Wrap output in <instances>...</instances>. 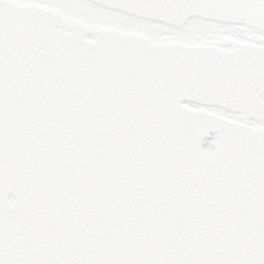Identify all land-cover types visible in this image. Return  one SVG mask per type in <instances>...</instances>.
I'll list each match as a JSON object with an SVG mask.
<instances>
[{
	"label": "water",
	"instance_id": "95a60500",
	"mask_svg": "<svg viewBox=\"0 0 264 264\" xmlns=\"http://www.w3.org/2000/svg\"><path fill=\"white\" fill-rule=\"evenodd\" d=\"M4 5L23 17L0 28V209L8 217L10 244L18 224L38 235L40 214L50 218L55 211L54 194L45 186L68 168L55 161L61 171L53 176L36 148L57 150L41 132L55 129L73 109L99 119L104 105L134 99L161 129L186 109L264 130V0H0V11ZM213 130L222 134L211 123L201 134L211 137ZM215 147L205 149L204 166L214 163ZM20 208L25 215L17 217ZM50 244L40 264L112 259L94 255L80 232H71L62 245ZM39 247L28 243L30 252ZM142 251L138 243L135 255ZM0 264L17 262L9 253ZM157 264L193 259L173 246Z\"/></svg>",
	"mask_w": 264,
	"mask_h": 264
},
{
	"label": "snow or ice",
	"instance_id": "6c2138e0",
	"mask_svg": "<svg viewBox=\"0 0 264 264\" xmlns=\"http://www.w3.org/2000/svg\"><path fill=\"white\" fill-rule=\"evenodd\" d=\"M22 19L4 5L0 28ZM2 93L0 87V105ZM173 119L174 125L158 128L151 112L130 99L104 105L99 119L73 109L55 129L41 132L57 149L36 148L51 174H60L57 160L68 172L45 186L54 194L55 211L50 218L40 214V234L20 223L10 244L8 217L0 209V258L10 253L17 264H40L50 242L62 245L80 232L94 255L112 258L107 264H157L173 246L190 251L193 264H264V130L186 109ZM210 123L219 137L215 130L211 137L201 134ZM212 143L215 161L206 167L201 161ZM23 215L25 209H18L16 216ZM29 241L39 250L30 252Z\"/></svg>",
	"mask_w": 264,
	"mask_h": 264
}]
</instances>
